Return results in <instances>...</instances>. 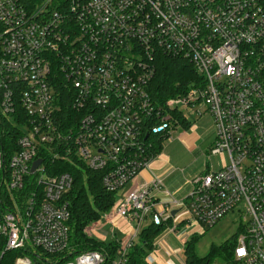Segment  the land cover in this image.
Segmentation results:
<instances>
[{"label": "built area", "instance_id": "obj_1", "mask_svg": "<svg viewBox=\"0 0 264 264\" xmlns=\"http://www.w3.org/2000/svg\"><path fill=\"white\" fill-rule=\"evenodd\" d=\"M162 54L190 60L198 78L161 104L148 85ZM181 104L203 105L210 153L228 161L161 202L155 192L171 194L160 177L134 181L158 154L154 135L181 125L172 115ZM60 160L102 171L120 201L93 225L126 223L123 239L113 232L107 247L73 253L74 178L57 171ZM230 211L243 218L234 264H264V0H0V239L20 251L13 264H37L31 251L53 264H130L148 225L176 234Z\"/></svg>", "mask_w": 264, "mask_h": 264}, {"label": "trees", "instance_id": "obj_2", "mask_svg": "<svg viewBox=\"0 0 264 264\" xmlns=\"http://www.w3.org/2000/svg\"><path fill=\"white\" fill-rule=\"evenodd\" d=\"M155 71L149 81L148 92L156 103H163L167 99L184 94L194 85L198 78V72L190 60L180 56L162 54L155 60ZM174 118L185 128L189 123L181 111H172ZM154 135L156 141L155 152H160V144L163 137ZM57 171H70L73 174V184L67 194L68 207L70 210V236L73 253L107 247L109 244L100 242L84 233V228L98 220L101 215L109 210L114 202L116 194L107 191L102 183V171L90 170L86 167H73L68 161L56 162ZM165 229V225L150 224L143 229L138 242L131 251L130 264H147L144 257L154 247L157 236ZM238 230L232 237L220 246H213L205 256H198L194 251L193 241L184 243V264H210L215 256L224 259L225 264H234L233 247L235 245ZM20 254L18 250L3 251V241L0 239L1 264H13L14 259ZM38 253L31 251V256L37 264H53L41 255L42 261L36 257Z\"/></svg>", "mask_w": 264, "mask_h": 264}, {"label": "rangeland", "instance_id": "obj_3", "mask_svg": "<svg viewBox=\"0 0 264 264\" xmlns=\"http://www.w3.org/2000/svg\"><path fill=\"white\" fill-rule=\"evenodd\" d=\"M197 109L203 113L199 115ZM179 110L186 117L189 125L187 128L179 125L171 129L170 137L161 141L160 152L156 155L155 160L164 163L162 168L165 166L169 169L172 168L176 177L185 179L192 172L202 171L207 165L218 168L220 164H225L228 161L226 153L211 154V145L203 143L204 135L212 127V123L207 119L208 114L204 112L203 105L196 104L195 107L188 108L181 104ZM154 167L151 166L153 169ZM119 201L118 194L114 208L117 207ZM240 219L243 220L237 211H230L212 226L203 227L198 224L181 223V229L176 234L162 232L156 238V243H161L162 246L157 247L158 253L149 252L147 264H184V243L186 241H193L195 253L201 257L205 256L213 246L226 243L237 232ZM100 222L104 224L105 219L102 218ZM149 223L150 219H147L142 226ZM89 226L93 228L91 237L105 243L113 239V232L116 233L114 237L123 239L129 228L126 223H122L118 227L108 225L98 228L94 227L92 222ZM165 249L171 252L169 256L166 255ZM151 254L156 255V258H151ZM210 264H225V261L222 257L215 256Z\"/></svg>", "mask_w": 264, "mask_h": 264}, {"label": "crops", "instance_id": "obj_4", "mask_svg": "<svg viewBox=\"0 0 264 264\" xmlns=\"http://www.w3.org/2000/svg\"><path fill=\"white\" fill-rule=\"evenodd\" d=\"M207 119L212 123V127H210V130L204 135L203 143H207L210 146L213 144V141L215 138V126H214L213 120H212L210 115H207ZM155 158L149 163V166L147 168H144L140 171L139 175L135 178L134 183H139L142 181H148L149 182V181H151L153 176H158L163 181L164 190L165 189L168 190L169 193L171 194V196H169V195L165 194L163 191L155 192L156 196L160 199L161 202H169L172 197L174 199H177L178 201L183 199L191 187V185L189 183V178H192L193 176L200 173L201 171H199L198 173L192 172V174L188 175L189 177L186 176V179L176 177V174L172 168L169 169V167L167 168V166L162 168L161 166L164 163L155 160ZM151 166H155L154 169L151 168ZM172 206H173L172 211H174V213H176L177 209L179 208V205L174 204ZM183 216L182 217L179 216V218L182 219V218H184ZM162 232H167L168 234H171L166 229H163ZM152 256L154 257V259L156 258V255H152Z\"/></svg>", "mask_w": 264, "mask_h": 264}, {"label": "water", "instance_id": "obj_5", "mask_svg": "<svg viewBox=\"0 0 264 264\" xmlns=\"http://www.w3.org/2000/svg\"><path fill=\"white\" fill-rule=\"evenodd\" d=\"M39 163H40V159H37L36 161H34L32 169H34ZM173 213H174V211H173Z\"/></svg>", "mask_w": 264, "mask_h": 264}]
</instances>
